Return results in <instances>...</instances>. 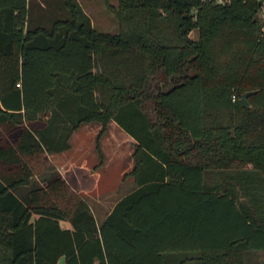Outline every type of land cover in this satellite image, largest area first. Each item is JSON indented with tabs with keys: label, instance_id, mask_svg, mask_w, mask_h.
I'll list each match as a JSON object with an SVG mask.
<instances>
[{
	"label": "trees",
	"instance_id": "trees-1",
	"mask_svg": "<svg viewBox=\"0 0 264 264\" xmlns=\"http://www.w3.org/2000/svg\"><path fill=\"white\" fill-rule=\"evenodd\" d=\"M262 1L106 0L119 28L103 31L77 0L49 27L26 0H0V117L25 167L0 176V264H169L178 251L264 264ZM111 119L135 139L141 186L98 223L47 151Z\"/></svg>",
	"mask_w": 264,
	"mask_h": 264
},
{
	"label": "crops",
	"instance_id": "crops-1",
	"mask_svg": "<svg viewBox=\"0 0 264 264\" xmlns=\"http://www.w3.org/2000/svg\"><path fill=\"white\" fill-rule=\"evenodd\" d=\"M54 1L58 2L59 0H48V1L38 0L37 3L42 6L39 8L44 9V7L51 8L52 5H58V3ZM77 1L82 7V9L89 15L87 11L88 8L91 6L88 4L89 0H77ZM26 4L30 8V10L33 8L31 6L30 0H26ZM91 23H93L92 19H91ZM2 69H7V67L0 65V72L2 71ZM7 85H9V82H4L0 80V88L5 87L2 90L4 93L7 92V89H9ZM15 86H20L19 80L15 81ZM0 104H1V101H0ZM8 110H12V109L9 108ZM10 117L11 116L8 113H5L4 116L0 117V119H2V121H0V176L3 175L4 177L8 179L19 177L25 171L24 170L25 167L21 159L22 154L19 152V150L15 149L16 148L15 143L12 140L13 139L12 137L14 136L16 137L17 133H16V124L12 125L10 123V120H8L10 119ZM4 124H7L6 127ZM111 127H116L119 135L120 136L123 135L121 126L114 119H111L109 121L107 130L104 132L105 135L108 133V131L111 130ZM99 128H100V123L98 121L83 122L71 133L69 137V143H70L69 147L59 150V151H47L48 158L52 160L56 168L63 175V177L67 180V182L75 190H77L82 196L83 194L81 191V186H82V172L81 171L84 168H91L95 166V165H92L90 161L89 162L86 161L88 157L86 154L92 153V151H95V144L91 146V144L93 143L89 142L90 143L89 144L87 143V140L91 141V138L95 140V137L97 136V132ZM127 137H128L127 139L128 141L130 140V142L131 141L134 142V145L132 146L130 150V153L132 154L130 166L128 168L126 167L127 169L125 170L123 169L119 171V174L117 176H122L123 190H122V193L119 194L116 198H114L112 202L110 203V205L105 210H103V212H105L104 217L112 209V207L114 206V204L117 202L119 198L129 193L133 189L141 186V184L140 185L137 184L135 180V175L132 173V169L135 166V158L133 154L134 149H135V139L130 134H128ZM9 143L12 144L14 148L10 147ZM41 176L42 175H40L39 173L35 174L32 181L33 182L41 181ZM148 182L150 181H147L144 183H148ZM29 184L30 183H21L17 185L15 192L18 195H22L24 191H26V189L28 188ZM89 204L92 208V211L96 212L95 208L91 205V203ZM62 223L64 225H68L67 221H63ZM197 253L198 252H195V251L192 252V254L189 252L185 254L183 251L174 252L173 256H169L168 262L169 264H202L201 261L196 257ZM254 262L257 263L256 260ZM219 263L222 264V261H220Z\"/></svg>",
	"mask_w": 264,
	"mask_h": 264
},
{
	"label": "rangeland",
	"instance_id": "rangeland-1",
	"mask_svg": "<svg viewBox=\"0 0 264 264\" xmlns=\"http://www.w3.org/2000/svg\"><path fill=\"white\" fill-rule=\"evenodd\" d=\"M109 1L115 5L118 4V0ZM30 2L33 7L30 10L31 15L35 17L34 23L49 27L55 20L54 18H64L69 15L63 0L54 1L58 5H52L51 8L44 7V9L39 8L42 6L37 3L38 0H30ZM88 4L91 6L87 11L95 28L103 31L118 30V20L112 10L108 8L106 0H89ZM257 15L260 18H264V0ZM191 34L196 37L197 29H193ZM122 131L123 135L120 136L117 128L111 127V130L106 135L103 133L99 138L96 136L95 140L93 138H91V141L87 140V143H93L91 146L95 144V151L88 154L84 153L88 156L86 161H90L95 166L82 169L81 191L87 201L95 208L96 212L93 213L98 223L103 220L105 213L103 210L110 205L114 198L122 193V176H117L119 171L125 170L130 166L132 155L130 150L134 142L127 140L129 133L125 129L122 128ZM187 252L192 254L194 251H186L185 254Z\"/></svg>",
	"mask_w": 264,
	"mask_h": 264
},
{
	"label": "water",
	"instance_id": "water-1",
	"mask_svg": "<svg viewBox=\"0 0 264 264\" xmlns=\"http://www.w3.org/2000/svg\"><path fill=\"white\" fill-rule=\"evenodd\" d=\"M254 91H255L254 89H250V90H246L245 92H243V94L241 95V102L243 104H248L247 96L249 93H252ZM64 258H65V256L61 255L60 258L58 259L57 264H64Z\"/></svg>",
	"mask_w": 264,
	"mask_h": 264
},
{
	"label": "built area",
	"instance_id": "built-area-1",
	"mask_svg": "<svg viewBox=\"0 0 264 264\" xmlns=\"http://www.w3.org/2000/svg\"><path fill=\"white\" fill-rule=\"evenodd\" d=\"M217 1H219V2H224V1H226V0H217Z\"/></svg>",
	"mask_w": 264,
	"mask_h": 264
}]
</instances>
